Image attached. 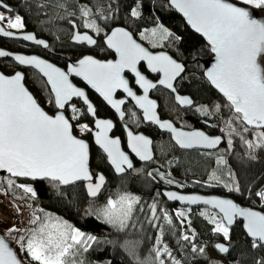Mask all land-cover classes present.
Masks as SVG:
<instances>
[{
  "label": "trees",
  "instance_id": "trees-1",
  "mask_svg": "<svg viewBox=\"0 0 264 264\" xmlns=\"http://www.w3.org/2000/svg\"><path fill=\"white\" fill-rule=\"evenodd\" d=\"M3 1L12 6L15 15L22 17L28 31L49 41L50 49L46 58L60 67H66L80 50L71 44L75 28L79 32L89 33L99 41L96 56L106 60L109 53L102 39L119 26L127 28L147 47L167 51L187 63L188 71L176 84V89L180 94L190 96L195 107L191 110H181L174 104L172 95L161 90L156 93L161 102V115L185 128L199 127L201 118L212 121L224 138V145L215 152L181 151L173 145L171 139H167L151 164H136L130 173L122 177L114 174L101 151L92 148L90 168L93 176L102 172L108 178L101 197L95 200L88 198L83 184L71 187L60 185L57 189L53 187L55 182L48 180L34 182L12 178L18 185L32 187L36 192L33 198L31 194L24 193L22 188L15 185L9 188L6 180L9 175L0 176V193L15 204L33 209L35 217H40L36 224L32 223L33 228L42 221L59 220L95 236L97 241L92 243L88 251L81 250L73 257L77 264L80 261H83V264H137L136 258L146 264H159L153 249L162 252L164 246H167L171 253L169 256L162 252L159 260H163L164 264H173V260L179 264L264 262V247H253V241L244 232L241 222L231 229L229 240L226 242L229 252L223 256L215 250V245L219 242L218 235L214 231L215 224L210 222L213 217L217 221H222V218L207 208L192 209L172 205L157 189L159 186L184 193L229 196L244 207L264 213V206L260 204L257 196L259 189L264 185V146L256 147L259 143L258 133L264 130L244 131L246 126L236 119L237 114L229 103L205 79L204 62L212 57L211 47L186 25L184 19L169 6L168 0ZM82 9L90 10L89 15L84 16ZM133 9L139 12V16H132ZM255 10L264 17V11ZM92 22L95 23V28L85 27L86 23ZM158 26L166 28L172 36L164 37L160 32L153 35L152 30ZM262 65L264 67V64ZM37 79L42 82L37 85L47 87L36 76L35 80ZM76 84L81 85L78 81ZM25 85L38 103L49 114H53V110L46 106L39 88L28 81ZM48 92L50 93L49 90ZM97 107L99 117L113 119V114L104 110V104L98 99ZM68 117L75 133L74 121ZM82 117L84 122H92L85 110ZM116 134L123 135L120 128ZM81 138L91 142V135ZM159 141L160 139L157 140L158 143ZM249 142L255 144L252 149L248 147ZM124 194L138 197L139 204L135 205L129 227L121 231L98 219L95 213L102 209L108 199L115 200ZM152 204L156 205L158 219L152 216ZM177 210L183 211L185 217H178ZM165 212L171 219V224L164 219ZM21 221H24L23 215ZM133 224L135 227L131 226ZM24 225L25 222L21 230H24ZM32 231L33 229L22 241L11 242L23 263L25 259L31 261L25 245ZM0 234L3 233L0 231ZM185 235L190 239L184 240ZM157 240L160 241L159 244ZM132 246L136 258L127 250ZM194 247L196 251H193ZM201 248L204 249L203 253L199 251ZM211 253L216 256L213 257Z\"/></svg>",
  "mask_w": 264,
  "mask_h": 264
},
{
  "label": "snow or ice",
  "instance_id": "snow-or-ice-1",
  "mask_svg": "<svg viewBox=\"0 0 264 264\" xmlns=\"http://www.w3.org/2000/svg\"><path fill=\"white\" fill-rule=\"evenodd\" d=\"M241 3L252 9L264 11V0H241ZM171 5L184 15L192 28L200 33L211 46L216 63L207 72V78L226 97L230 107L238 114L236 119L240 120L242 125L264 129V67H262L264 64V22L252 18L246 8L235 6L227 0H171ZM0 7L8 9L6 4H0ZM81 11L84 16H88L90 10L82 9ZM131 14L139 16V12L135 9ZM4 21H7V27L10 29L24 27L19 15L9 18L0 12V22ZM85 27L95 28L96 25L94 22L86 23ZM157 32L162 33L164 37L172 36V33L163 26L152 30L153 35H156ZM0 35L9 36L11 33L0 27ZM24 39L32 40L33 36L26 35ZM75 39L95 44V41L86 35H77ZM37 43L43 42L37 41ZM107 43L119 54L118 62L100 63L91 57H86L80 60L77 66H70L69 73L82 76L120 113L121 118L124 113L120 111V106L124 101L113 100L112 96L117 88H123L128 96H131L140 107L144 108L145 119L171 131L176 143L182 148L214 147L220 142L218 138L210 139L202 132H177L170 123H161L155 115L156 105L147 99V95L137 98L121 75L124 69L135 73L137 82L147 93V90L155 85L149 83L136 71V64L140 60H147L152 71L163 72L164 79L160 80V84L172 88V81L184 70L179 63L167 55H149L132 40L126 31L120 29L112 32ZM44 46L47 47V44ZM8 55L9 53L0 51V57ZM15 60L21 65L34 66L43 76L47 77V84L51 85V91L55 94L57 108L63 109L75 96L84 100L88 113L92 116L96 115V109L89 103L85 93L69 83L66 73L36 57L16 56ZM23 79L24 77L20 73H16L11 78L0 74V170L9 174V177L6 178L9 188L15 185L34 198L36 192L32 187L18 185L12 178L46 179L55 182L53 187L57 189L60 185H70L83 180L89 181L88 195L96 197L105 183V177L99 175L97 182L91 183L93 176L88 167V145L72 134V125L63 114L53 117L41 109L21 83ZM176 99L180 104L192 103L188 98L177 96ZM72 111L77 113L74 107ZM78 118L79 114L77 113L73 119ZM95 124L100 129L96 133V143L107 153L116 172L125 171L122 165L132 168L128 157L119 150V141L109 139L107 136V132L113 126L111 122L96 120ZM80 130L82 132L91 131L86 124L81 125ZM244 131H249V128L245 127ZM129 138L132 151L140 159H151L148 147L151 144L149 139L144 136H132L131 133H129ZM258 140L259 143L256 144V147L264 146V132L258 133ZM248 147L252 149L253 144L249 142ZM236 190L238 191V189ZM167 195L170 200L199 202L198 197L179 196L175 193ZM257 195L264 200V193ZM202 202L219 208L223 213L222 221H217L215 217L210 221L215 224L214 231L216 233L222 234L227 239L229 229L223 221L226 220L228 224H231L233 217H244L247 221L245 225L247 233L253 238V247H264V215L238 208L229 200H203ZM137 204H139L138 197L124 194L116 200L108 199L106 206L97 210L95 214L104 223L122 231L129 227ZM151 212L153 218L158 219L155 204L151 205ZM176 215L185 217L183 211L177 212ZM164 219L169 224L172 223L166 212ZM39 220L40 217L37 216L32 220V223L36 224ZM131 226L135 227L134 224ZM183 239L189 240L190 238L185 235ZM96 241L95 236L88 235L72 225L58 220L56 224L41 223L37 229L32 231L27 241V252L31 259L38 264H77L73 257L81 250L88 251L92 243ZM159 243L160 241L157 240V244ZM216 247L222 253L228 252V248L223 245ZM127 250L130 255L136 258L134 246L128 247ZM153 251L159 264H164L163 260H159L162 252L171 256L167 246H164L162 252L155 248ZM193 251H196L195 247ZM199 251L203 253L204 249L201 248ZM136 259L137 264H146V262ZM0 264H20L3 239H0ZM79 264H83V261H80ZM173 264H179V262L173 260ZM257 264H264V262L257 261Z\"/></svg>",
  "mask_w": 264,
  "mask_h": 264
},
{
  "label": "water",
  "instance_id": "water-1",
  "mask_svg": "<svg viewBox=\"0 0 264 264\" xmlns=\"http://www.w3.org/2000/svg\"><path fill=\"white\" fill-rule=\"evenodd\" d=\"M227 2L232 3L233 5L238 6V7H244V8H246L247 10H249L250 15L252 16V18L257 19V20H260L261 22H264V17H263L262 15H260L255 9H252V8H250V7H246V6L241 5V4H238V3H236V2L233 1V0H227ZM168 3H169V6H170L173 10H175V11H176V12H177V13H178V14L184 19L186 25H187V26H188V27H189V28H190L195 34H197V35H199L200 37H202V38L206 41V43L208 44L207 40H206V39H205L200 33H197V32L192 28V26L188 23V21H187V19L184 17V15H183L181 12H179L176 8H174V7L171 5V0H168ZM0 4H4V3L0 1ZM2 8H4V7H2ZM4 9H6V8H4ZM8 9H10V8L8 7ZM8 9H6V10L9 11ZM10 10H11V9H10ZM0 27H3V26L0 24ZM3 28H4V27H3ZM4 29H5V28H4ZM117 29H120V30L126 31V32L131 36L132 40L135 41V43H136L137 45H139L141 48H143V49H144L149 55H152V56L167 55L170 59L174 60V59L170 56V54H168L167 52H163V51H161V52H155V53L152 52V51H151L148 47H146L142 42H140L138 39H136V38L134 37V35L131 33V31H129L127 28L122 27V26L115 27L114 29H112V30L107 34V36L104 38V40H103V42H104L106 48H107L110 52H112V53L115 55L116 59L100 60V59H98V58H97L96 56H94V55H87V56L83 57L82 59H84V58H86V57H91L92 59H94V60H96V61H98V62H100V63H109V62H111V63H116V62H118L119 59H120L119 54L115 51L114 48H110V47L108 46V43H107L108 38L111 36L112 32L115 31V30H117ZM5 31L10 32L11 35H9V36L0 35V36L5 37V38H9V39H14V40H22V41L27 42V43H30V44H32V45L34 44V45H38V46H42V47H44V48H47V47L44 46L45 44H47V42H46L45 40H42V39H37L34 33H29V32H14V31L6 30V29H5ZM74 32H75V33H74V35H73V37H72V39H71V43H72L73 45H76V46H86V47L89 48V49H93V48L95 47V45H96V39H95L92 35H90L89 33H81V32L78 31L77 28L75 29ZM26 35H31V36H33V39H32V40H26V39H24V36H26ZM77 35H79V36H85V35H86V36H89V37H91V39H93V40L95 41V44H88L87 41H77V40L75 39V37H76ZM37 41H42L43 43H37ZM208 45H209V44H208ZM47 46H48V44H47ZM209 46H210V45H209ZM210 47H211V46H210ZM0 51H5V50L0 49ZM5 52L9 53V55H8V56H5V57H0V59L10 58V59H13V60H14L19 66H21V67H23V68H30V69L35 70L36 72H38V73L41 75V77L46 81V83H47V77L43 76V74L39 71V69L35 68V67L32 66V65H21V64H19L18 61L15 60V57H16V56H25V57H28V58L36 57L37 59L43 60V61H45L46 63H49V64L53 65V67L58 68L60 71L66 73V74L68 75L69 83H71L73 87H75V88H77V89L83 91V92L85 93V96L87 97L89 103L92 104V102H91V101L89 100V98H88V95H87V91H86V89H85V88H82V87H79L77 84H75L74 80H78V81L82 82V83H83V84H84L89 90H91L92 92H94L95 94H97V95L101 98V100H102V101H103V102H104V103H105V104H106V105H107L112 111H114V112L117 114V116H118V120H119L120 122H124V120L126 119V114H125V112H124V106H125L126 104H128L129 102H131V103L135 106V108H136L138 111H140V112L142 113V117H143V119H144V121H145L146 124H153V125L156 126V127H157V128L163 133V134H168V135H170V136H171V139H172V141H173V143H174V144H175L180 150H182V151H196V150H199V151H205V152H212V151H216V150H218L219 148H221V147L224 145V138H223V136H219V135H218V136H211V135H209L208 133H206L205 131L200 130V129L186 130V129H183V128H178V127H177L172 121H170V120L162 121L161 118H160V115H159V112H158L159 104H158V102H157L155 99H153V98L151 97V93H152L154 90H156L157 88H163V89L167 90L168 92H170L172 95H174L175 103H176L180 108H182V109H186V108H193V107H194V101L192 100V98H191L190 96H184V95L179 94L178 91H177V89H176V82H177V81L183 76V74H184L185 71H186V65H185V64L179 63V62H177V61L174 60L176 63H179V64L183 67L184 70H183V71H182V72H181V73H180V74H179V75H178V76L172 81V88H167V87H165V85L160 84V80H161V79H164V74H163V72H159V71H155V72H154V71H152V69L149 67V64H148V61H147V60H140V61L136 64V71L139 72V73L145 78V80H147L149 83L155 85V87H153V88H149V89L147 90V93H145L144 88H142V87L140 86V84L137 82V77H136L135 73L131 72V71L128 70V69H124L123 72L121 73V75H122L123 79L127 82L128 88L134 93V95H135L137 98H143L145 95H147V99L150 100V101H152V102L156 105V107H155V109H154V111H155V115H156L157 119H158L161 123H170V124L173 126V128H175V129L177 130V132H184V133L202 132V133H204L206 136H208L210 139H217V138H218L220 142H219L217 145H215L214 147H206V146H195V147H191V148H182V147H180V145L176 143V140H175V138H174V134H173L171 131H169V130L166 129V128H161V127L159 126V124L154 123V122L151 121V120H147V119H145V111H144V108L140 107V105L137 104V102H136L135 99H133L131 96H128V94L124 91L123 88H117V89L115 90V92L113 93L112 98H113V100H117V101H119V100H123V101H124V103L121 104V106H120V111L124 113L123 118H121L120 113H118V112H117V111H116V110H115V109H114V108H113V107H112V106H111V105H110V104H109V103L103 98V96H101L100 93L96 91L95 88H93L90 84H88V82H87L82 76H78V75H75V74H73V73H69V67H70V66H72V67L77 66L80 60L77 61V62H69L68 65H67V68L64 69V68L59 67V66H57L56 64H54V63H52V62H50V61H48V60H46V59H44V58H41V57H39V56H35V55L27 56V55H24V54H14V53H10V52H8V51H5ZM82 59H81V60H82ZM215 63H216L215 54L212 52V57L204 62V66H205L204 77H205V79L208 81V83L211 85V87H212L215 91H217V92H218V93H219V94H220V95H221V96L227 101L226 97H224V95H223V94H222V93H221V92H220V91H219V90H218V89H217V88H216V87H215V86H214V85L208 80V78H207V72L210 71V70L214 67ZM141 64H144V65L146 66V68H147V70H148V72H149L150 74H153V75L160 74V79H159L158 81H155V82H154V81L150 80V79L147 77L146 74L141 73L140 68H139ZM262 67H263V66H262ZM16 73H20V74L24 77V79L22 80L21 83L23 84V86L25 87V89L29 92V94L32 95L33 98H34V99L37 101V103H38V100L35 98V96L30 92V90H29V89L27 88V86L25 85V74H24L22 71H18V72H16ZM16 73H15V74H16ZM0 74L5 75V76H7V77H9V78H11V77H13V76L15 75V74H13V75H10V76H9V75L4 74L2 71H0ZM126 75H131V76L135 79L134 86H135V88H137V89L140 91L141 94H137L136 91H135V89H132V88H131V86H130V81H129V79L126 77ZM47 85H48V87H49V89H50V91H51V85H50V84H47ZM173 89H175V91H173ZM119 92H121L122 94H124V97L121 98V99H117V98H116V95H117V93H119ZM51 94H52V96H53L54 104H55V94H54L52 91H51ZM177 96H179V97H181V98H188V99H190V100L192 101V103H191V104H187V105H186V104H180V103L177 101V99H176ZM77 100L80 101V102H81V103L87 108V105L84 103V100H83L82 98H80V97H75V96L72 97V99H71V100L65 105V107H64L63 109H59V108H57L56 105H55V108H56V112H55V114H49V113H48V112H47V111H46V110H45V109H44L39 103H38V105H39V106L41 107V109H42L46 114H48L49 116H53V117H54V116L57 115V114H63V115L65 116V118L69 121V123L72 125V122L70 121L69 117H68L67 114H66V110H67V108H68V107H69L74 101H77ZM227 102H228V101H227ZM228 103H229V102H228ZM92 106L94 107L93 104H92ZM94 108H95V107H94ZM233 110H234V109H233ZM234 112H235V111H234ZM88 115H89L90 118L94 121L93 131H92V134H91V137H92V145H93L96 149H98L99 151H101L102 153H104V155H105L106 158H107V163H108V165L111 167V169L113 170L114 174H115L117 177H122V176H124V175L130 173V172L134 169V167H135V161L138 162V163H142V164H143V163H149V162H151V161L154 160V158H155V153H154V150H153V140H152V138H150L149 136L145 135V134L142 133V132H140V133H135V132H133L128 126L125 125V131H126V134H127V137H128V140H127V150H125V149L123 148V145H122V142H121L120 138H119V137H113V136H112V133L114 132V129H115V123H114L113 120H111V119H101V118H98L96 115H95V116H92L90 113H88ZM237 115H238V114H237ZM96 120H102V121H109V122H111V124H112L113 126H112V128L107 132V136H108L109 139H113V140H118V141H119V150H120L121 152H123V153L128 157V160H129V161L131 162V164H132V168H128L127 165H122V166L125 168V171L122 172V173H117V172H116L115 167L111 164V162H110V160H109V158H108L107 153L104 152V150L100 147L99 144L96 143V133L100 131V129H98V128L96 127V124H95V121H96ZM245 126L248 127L250 130H254V131H257V130H264V129H257V128H255L254 126H248V125H245ZM129 133H131L132 136H144L146 139H149V140L151 141V144L148 146V147H149V151H150V153H151V159H149V160H142V159H140L139 156H137V154H136L135 152L132 151V148L130 147ZM72 134H73L77 139L83 140V141L88 145V167H89V172H90V174L93 176L92 171H91V168H90V162H91L90 145H91V143H90L89 141L85 140V139H82V138L77 137V136L75 135V133H74L73 125H72ZM3 175H9V174L6 173L4 170H0V176H3ZM99 175H103V176L105 177V183H104V185L102 186L100 192L97 194L96 197H91V196L88 195L87 185H88L89 181H83V180H81V181H76L74 184L63 185V186L71 187V186H75V185H78V184H83V185H84L85 192H86L88 198H89L90 200H95V199H98V198L101 197V195H102V193H103V191H104V189L106 188V185H107V183H108V178H107V176H106L104 173H102V172H98V173L96 174V176H93V180L91 181V183H96V182H97V177H98ZM13 178H18V179H28V180H30V181H34V182H42V181H45V180H46V179H45V180H32L31 178H26V177H13ZM48 181H49V180H48ZM157 189L162 193V195L164 196V198L166 199V201H167L168 203L172 204V205H177V206H179V207H189V208H192V209H193V208H207V209H210V210L216 212L221 218H223V213L220 212L219 208H216V207L212 206L211 204H204L202 201H203V200H229V201H231L232 203H234L238 208H242V209H245V210L254 211V212H257V213H259V214H261V215H264V213L261 212V211H259V210L252 209V208H250V207H244V206L238 204L236 201H234V200H233L232 198H230L229 196L205 195V194L197 193V192H194V193H184V192H181V191H178V190H175V189H161L160 187H158ZM168 193H175L176 195H179V196H185V197H198V198H199V202H197V203H189V202H187V201L170 200V199L168 198V195H167ZM238 222H241V223H242V226H243V230H244V232L246 233V235L248 236V238H249L251 241H253V238L250 237V236L248 235V233H247V229H246V227H245L247 221L245 220L244 217H240V216H235V217H233V221H232L231 224H228L226 220L223 221V223L225 224V226L228 227L230 230H231L232 228H234ZM0 239H3V240H4V242L8 245V248H9V249L12 251V253L16 256L17 260L20 261V264H24V263L22 262V260L20 259L19 255H18V253H17L15 247L12 245V243H11L10 241H8V240L4 237L3 234H0ZM217 245H223V246L227 247V248H228V252H229V247H228V245H227V243H226L225 241H220V242L216 243V245H215V250H216L219 254H221V255H223V256H225V255L228 254V252H227V253H222V252H220L219 249L216 247Z\"/></svg>",
  "mask_w": 264,
  "mask_h": 264
},
{
  "label": "flooded vegetation",
  "instance_id": "flooded-vegetation-1",
  "mask_svg": "<svg viewBox=\"0 0 264 264\" xmlns=\"http://www.w3.org/2000/svg\"><path fill=\"white\" fill-rule=\"evenodd\" d=\"M1 2H3L4 4H6L10 9H11V11H7L6 9H4V8H2V7H0V12H2V13H4L7 17H9V16H12V15H14V13H13V8H12V6L11 5H9L8 3H6L5 1H3V0H0ZM0 24L6 29V30H10V31H14V32H29V33H34V32H31V31H28L27 29H26V27L24 28V29H22V30H14V29H10V28H8L7 27V21H4V22H0ZM76 29V28H75ZM75 31V30H74ZM74 33L75 32H73V35H74ZM82 33V32H81ZM35 34V33H34ZM73 35H72V37H73ZM35 36H36V38L37 39H42V40H45L46 42H47V44H48V46H47V48H44V47H42V46H38V45H32V44H30V43H27V42H24V41H22V40H14V39H9V38H5V37H2V36H0V49H2V50H5V51H8V52H10V53H14V54H24V55H27V56H31V55H35V56H39V57H41V58H44V59H46V60H48V61H50V62H52L51 60H49L48 58H46V55H48V52H49V49H50V43H49V41H47L46 39H44V38H40V37H38L36 34H35ZM72 39V38H71ZM96 39V38H95ZM102 40H104V39H102ZM103 42V41H102ZM72 44V43H71ZM144 44V43H143ZM73 45V44H72ZM103 45H104V47H105V49L108 51V53H109V57H108V59H106V60H109V59H116V57H115V55L112 53V52H110L107 48H106V46H105V44H104V42H103ZM145 45V44H144ZM74 47H76V48H78V49H80L79 50V52H78V54H77V56H76V58L74 59V60H71V61H69V62H77V61H79V60H81L83 57H85V56H87V55H93V54H95L94 56H96V53H95V51H96V48L98 47V46H100V43H99V41L96 39V45H95V47L93 48V49H89V48H87L86 46H76V45H73ZM146 46V45H145ZM147 47V46H146ZM149 48V47H148ZM152 52H161V51H163V52H167V51H164V50H154V49H152V48H149ZM168 54H170L169 52H167ZM170 56L175 60V61H177V62H179V63H182V64H185L186 65V71H185V73L183 74V76L176 82V84L181 80V79H183L184 77H185V75H186V73H187V71H188V65H187V63H185V62H183V61H181V60H179L177 57H175V56H173L172 54H170ZM97 57V56H96ZM98 58V57H97ZM98 59H100V58H98ZM100 60H104V59H100ZM68 62V63H69ZM53 63V62H52ZM68 63H67V65H68ZM55 64V63H54ZM58 66V65H57ZM60 67V66H59ZM62 68H64V69H66L67 68V66L66 67H62ZM140 71H141V73H143V74H146L147 75V77L150 79V80H152V81H158L159 79H160V74H157V75H153V74H150L149 72H148V70H147V68H146V66L144 65V64H141L140 65ZM3 70H5V71H7L8 72V74H6ZM0 71H2L4 74H6V75H13V74H15L16 72H18V71H22L24 74H25V83H26V81H28V82H30V77H29V73H33L35 76H37V77H39L44 83H45V85L48 87V85H47V83H46V81L41 77V75L38 73V72H36L35 70H33V69H30V68H23V67H21V66H19L13 59H10V58H6V59H0ZM126 77L129 79V81H130V86H131V88L132 89H135V91H136V93L137 94H141L140 93V91L137 89V88H135V86H134V83H135V79L131 76V75H126ZM76 81H78V80H74V82H75V84H76ZM78 83H80L81 85H78L79 87H82V88H85L86 89V91H87V95H88V98H89V100L92 102V104L94 105V107H95V109H96V116L98 117V118H101V119H111V118H104V117H99L98 115H97V109H98V107H97V99L98 100H100L103 104H104V106H105V108H104V110L106 109L107 111H110L112 114H113V119H111V120H113L114 121V123H115V129H114V132L112 133V136L113 137H119L120 138V140H121V142H122V145H123V148L125 149V150H127V141H126V136H127V134H126V131H125V125L126 126H128L133 132H135V133H140V132H142V133H144L145 135H147V136H149L150 138H152V140H153V150H154V153H155V158H154V160L156 159V156H157V152H158V145H159V143L157 142V140H158V138H163V142H165V140H167V139H171V136L170 135H168V134H163L156 126H154L153 124H146L145 123V121H144V119H143V117H142V113L140 112V111H138L136 108H135V106L131 103V102H129L128 104H126L125 106H124V112H125V114H126V119L124 120V122H120L119 120H118V116H117V114L114 112V111H112L102 100H101V98L97 95V94H95L94 92H92L91 90H89L82 82H80V81H78ZM48 90L50 91V89H49V87H48ZM165 91V92H167V93H169L170 95H172L170 92H168L167 90H165V89H163V88H157L156 90H154L152 93H151V97L153 98V99H155L157 102H158V104H159V109H158V112H159V115H160V118H161V120L162 121H165V120H170V121H172L178 128H183V129H186V130H195V129H200V130H203V131H205L206 133H208L209 135H211V136H222V135H220L218 132H219V129H218V126L214 123V122H212V121H208V120H206V119H203V118H201L200 119V123L201 124H199V127H192V128H189V127H187V128H185V127H181V126H179L175 121H173V120H171V119H168V118H164V117H162V115H161V102L159 101V99L156 97V93L157 92H159V91ZM50 93H51V91H50ZM179 93V92H178ZM180 94V93H179ZM92 95V96H91ZM182 95V94H181ZM51 96H52V94H51ZM184 96H188V95H184ZM124 97V94H122L121 92H119V93H117V95H116V98L117 99H121V98H123ZM52 98H53V96H52ZM172 100H173V102H174V104L178 107V108H180L176 103H175V99H174V95H172ZM193 100V99H192ZM53 101H54V99H53ZM194 101V100H193ZM73 103H76V104H80L81 106H82V108H83V110H85V112H86V114L88 115V111H87V108L80 102V101H74ZM72 103V104H73ZM71 104V105H72ZM195 104V103H194ZM70 105V106H71ZM194 107H195V105H194ZM193 107V108H194ZM193 108H186V109H182V108H180L181 110H191V109H193ZM185 113H187V112H185ZM53 114H55V112L53 113ZM88 117L90 118V116L88 115ZM90 120L92 121L91 123H89V124H91L92 125V127L94 126V121L90 118ZM118 128H120V130H121V132H122V136H120V135H118V134H116V132H117V130H118ZM92 134V133H91ZM171 141H172V139H171ZM90 142V141H89ZM91 143H92V137H91ZM172 143H173V141H172ZM173 145H175L174 143H173ZM176 146V145H175ZM177 147V146H176ZM178 148V147H177ZM179 149V148H178ZM221 148H219L218 150H216V151H219ZM180 150V149H179ZM182 151V150H181ZM196 151H199V150H196ZM187 152H190V151H187ZM192 152V151H191ZM199 152H205V151H199ZM215 152V151H214ZM107 159V158H106ZM153 160V161H154ZM153 161H151V162H149V163H143V165H146V164H151ZM136 164H142V163H138V162H136L135 161V165ZM127 175V174H126ZM159 187V186H158Z\"/></svg>",
  "mask_w": 264,
  "mask_h": 264
},
{
  "label": "rangeland",
  "instance_id": "rangeland-1",
  "mask_svg": "<svg viewBox=\"0 0 264 264\" xmlns=\"http://www.w3.org/2000/svg\"><path fill=\"white\" fill-rule=\"evenodd\" d=\"M238 4H241V0H233ZM246 6V5H244ZM246 7H250V6H246ZM251 8V7H250ZM16 15H12L9 16V18H14ZM22 19V17H21ZM22 22L24 24V21L22 19ZM25 26L22 28L24 29ZM22 29H14V30H22ZM95 53L97 54V52L95 51ZM95 55V54H93ZM263 66V65H262ZM29 77H30V84L31 85H35L39 88V93L42 95V97H44L45 99V104L47 107H49L51 110H53V112H56V108H55V104L53 101L52 96L50 95V93L48 92L47 87L44 86H40L37 85V83H42L41 81L35 80L36 76L33 73H29ZM36 87V88H37ZM37 88V89H38ZM73 107L77 110V113L79 114V118L78 119H73V117L77 114L74 113L72 111ZM82 112H83V108L80 104H76L73 103L71 106H69L66 110V114L67 116H70L72 118V120L74 121V127H75V135H77L78 137H84L87 135H91L92 131H93V127L91 124L84 122L82 119ZM84 115V114H83ZM86 124L88 126V128L91 131H81L80 130V126ZM160 139L159 141V145H158V150L161 152L160 148H163L164 146V142L162 141L163 138H158ZM255 145V144H253ZM118 199V198H117ZM116 200V199H115ZM107 204V202H106ZM103 205V207L106 206ZM178 212H180L179 210H177ZM22 215L24 216V221H21V217ZM35 218V214H34V210L31 208H25L21 205L15 204L12 201H10L8 198L5 197V195H3L2 193H0V231L1 233H3V235L6 237V239L10 242H14L15 240H18L19 242L23 240V238H26L27 234L33 229H37L41 223H49V224H56V221H42L36 228H33V224H32V220ZM25 222L24 225V230H21V227H23V224ZM15 229V230H13ZM229 229V228H228ZM230 229H229V237H230ZM218 238L217 241H225L227 242L229 240V237L227 239H225L223 237L222 234L217 233ZM25 247H27V243L25 245ZM211 255L213 257H215V253H211ZM33 260L31 259V261L29 259H25L24 264H38L35 262H32Z\"/></svg>",
  "mask_w": 264,
  "mask_h": 264
},
{
  "label": "built area",
  "instance_id": "built-area-1",
  "mask_svg": "<svg viewBox=\"0 0 264 264\" xmlns=\"http://www.w3.org/2000/svg\"><path fill=\"white\" fill-rule=\"evenodd\" d=\"M259 193H264V185L260 188ZM258 198H259L260 204L264 206V200H262L259 195H258Z\"/></svg>",
  "mask_w": 264,
  "mask_h": 264
},
{
  "label": "bare ground",
  "instance_id": "bare-ground-1",
  "mask_svg": "<svg viewBox=\"0 0 264 264\" xmlns=\"http://www.w3.org/2000/svg\"><path fill=\"white\" fill-rule=\"evenodd\" d=\"M77 136V135H76ZM78 137V136H77ZM79 138H81V137H79ZM83 139V138H82ZM128 140V137L126 136V141ZM91 143V142H90ZM92 148H95L93 145H92V143H91V145H90V152H91V155H92ZM98 150V149H97ZM104 154V153H103ZM106 157V156H105ZM158 188V187H157ZM161 188V187H160ZM161 189H166V188H161ZM259 193V192H258Z\"/></svg>",
  "mask_w": 264,
  "mask_h": 264
}]
</instances>
